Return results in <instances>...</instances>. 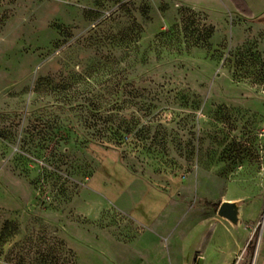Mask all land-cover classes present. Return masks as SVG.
Instances as JSON below:
<instances>
[{
  "label": "rangeland",
  "instance_id": "rangeland-1",
  "mask_svg": "<svg viewBox=\"0 0 264 264\" xmlns=\"http://www.w3.org/2000/svg\"><path fill=\"white\" fill-rule=\"evenodd\" d=\"M229 4L0 0V232H20L0 264H79V236L121 264L112 246L141 237L156 184H187L179 217H206L175 264L194 249L198 264H264V23ZM231 200L239 228L217 211Z\"/></svg>",
  "mask_w": 264,
  "mask_h": 264
},
{
  "label": "crops",
  "instance_id": "crops-1",
  "mask_svg": "<svg viewBox=\"0 0 264 264\" xmlns=\"http://www.w3.org/2000/svg\"><path fill=\"white\" fill-rule=\"evenodd\" d=\"M248 2V1H247ZM250 4V3H249ZM232 8L235 9L234 4H229ZM236 10V9H235ZM263 12V11H262ZM255 13V12H253ZM262 13H255L254 16H259ZM98 165V161L96 159L95 167L93 172L86 177V180H90L91 176L94 174L95 169ZM187 184L179 187L178 192H172L168 185L163 187L162 185L156 184L155 187L151 188V194L149 195L152 199H154V204L157 201L165 200L166 204L164 209L162 206H150L144 209V213L141 212L140 218L143 221L142 223L138 222L139 225L143 228L141 237L133 242L132 249L127 251V254H124L123 251L116 245L112 246L113 250H117L116 255L117 258H121V264H175L176 259L173 260V253L178 252L179 248L184 246L188 241H191L193 238V229L190 226L200 224L203 222V216H199V220L195 222V218H186L179 217L180 211L184 213L189 208L188 202H185L182 199ZM142 191H146V186L144 188H138L136 190L128 191V193L122 194V211L128 212L132 210L131 201L133 199L140 200V193ZM143 196H145L143 194ZM163 197V198H161ZM161 199V200H160ZM188 207V208H187ZM136 209V208H133ZM141 211V209H139ZM164 210V212H163ZM143 211V210H142ZM179 211V212H178ZM184 215V214H182ZM214 224L221 219L213 217ZM144 222L150 223V227H147ZM195 222V223H194ZM179 226L181 229L179 230ZM205 231H202V235L199 239V247L202 246L205 242ZM100 238L97 239L95 237L84 238L83 236H79L76 245L72 243L77 250V256L79 260V264L83 261L86 264H100V258L103 260L102 255H98L96 252V247L99 246ZM120 251H119V250ZM119 251V252H118ZM199 254L197 258L196 264L202 261L203 256L200 255V251L192 250L190 254V262L188 264H194V254ZM173 256V257H172ZM201 257V258H200ZM101 260V263H102ZM107 264V262H105Z\"/></svg>",
  "mask_w": 264,
  "mask_h": 264
},
{
  "label": "trees",
  "instance_id": "trees-1",
  "mask_svg": "<svg viewBox=\"0 0 264 264\" xmlns=\"http://www.w3.org/2000/svg\"><path fill=\"white\" fill-rule=\"evenodd\" d=\"M231 2L234 4L235 9L238 13L242 14L244 17H247V18H254V13L251 9L249 2H247V0H231ZM144 14L147 15L146 10H144ZM255 17H257L260 22L264 23V15H259V16H255ZM136 26H137V24L133 25L131 27V29H134ZM211 31H212V27H210V32ZM138 32H139V30L135 31V29H134L135 34L136 33L138 34ZM98 148L99 147H97V149ZM216 206H217V203H216ZM19 233H20L19 232V224L16 221L9 220L5 223L3 229L0 232V258L4 254V251H5L4 245L6 243H8L11 238L18 235ZM251 247H253V245ZM68 252L71 253L72 250L70 249V250H68ZM70 264H75V260L72 259Z\"/></svg>",
  "mask_w": 264,
  "mask_h": 264
},
{
  "label": "water",
  "instance_id": "water-1",
  "mask_svg": "<svg viewBox=\"0 0 264 264\" xmlns=\"http://www.w3.org/2000/svg\"><path fill=\"white\" fill-rule=\"evenodd\" d=\"M244 200L222 201L217 208L218 214L236 228L241 227Z\"/></svg>",
  "mask_w": 264,
  "mask_h": 264
}]
</instances>
